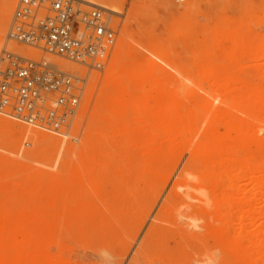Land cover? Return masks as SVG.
Returning a JSON list of instances; mask_svg holds the SVG:
<instances>
[{
    "label": "bare ground",
    "instance_id": "1",
    "mask_svg": "<svg viewBox=\"0 0 264 264\" xmlns=\"http://www.w3.org/2000/svg\"><path fill=\"white\" fill-rule=\"evenodd\" d=\"M16 2L0 0V30ZM82 2L122 14L125 0ZM156 6L171 8L169 33L163 36L158 25L135 32L139 17ZM171 6L168 0H143L131 7L103 76L93 74L91 88L82 92L72 133H66L68 128L47 136L26 128L36 141L23 157L52 166L55 155L47 151L48 143L59 144L67 135L76 141L89 116L80 145L70 146L58 178L22 163L0 164V264H76L65 255L67 237L104 232L78 223L107 216L99 210L77 211L85 205L84 192L93 190L95 178L101 187L109 175L118 181L123 172L137 175L143 158L149 163L143 178L147 201L157 200L170 186L165 205L184 207L180 216L192 221L185 222L187 227H217L212 233L220 254L217 264H264V34L231 80L225 78L227 70L212 67L179 99H174L177 80L154 61L142 63L137 54L138 48L149 51L181 75L182 57L171 46L173 38H180L207 46L211 52L198 66L204 61L214 66L225 51L233 55L244 44L242 51L264 32V0H184L180 8ZM49 58L69 74L85 70ZM7 132L0 148L17 154L24 128L0 116V134ZM132 246L125 243V252ZM141 252L139 246L136 256Z\"/></svg>",
    "mask_w": 264,
    "mask_h": 264
},
{
    "label": "rangeland",
    "instance_id": "2",
    "mask_svg": "<svg viewBox=\"0 0 264 264\" xmlns=\"http://www.w3.org/2000/svg\"><path fill=\"white\" fill-rule=\"evenodd\" d=\"M143 0H131L123 2V13L120 18L113 16L111 22L117 21L118 36H120L124 26L129 19V10L134 4ZM171 7H181V3L174 0H168ZM16 5V4H15ZM204 3L201 4V8ZM81 8L89 10L84 4ZM171 8H163L156 6L150 9L143 16L139 17L138 23L133 25L135 32L139 27L147 29L149 27L158 25V31L163 36L169 33V15ZM11 17L6 21L4 28L0 30V48L4 40L6 30L9 26ZM261 32L258 38L248 44L244 50L237 49L232 55L230 49L221 55V59L216 61L212 66L207 62H203L202 66H198L202 57H205L207 46L198 47L194 43H181L180 38H173L171 46L181 55V75L172 70L168 65L160 63L152 55L151 52L138 48V58L143 63L147 60L156 62L160 67L168 72L177 80V85L174 88V99L184 97L182 92L185 88H191L197 80V77L202 73H207L212 67L215 70L224 69L225 78L227 81L231 80L233 76L238 73L243 65L244 58L250 52L256 41L263 36ZM144 42L142 36L141 44ZM206 50V51H205ZM52 57V56H51ZM56 58V57H53ZM234 61L232 62V60ZM77 65V64H75ZM78 67H81L77 65ZM102 73H98L100 78ZM97 72L91 71L90 78ZM183 76H187L185 79ZM83 86V93L91 88V83ZM101 80L98 82L93 100L96 98ZM199 95L204 96L202 92ZM81 108V100L78 107ZM0 116L10 118L19 122L24 128V134L27 126L23 122L14 119L10 114L0 113ZM89 116L82 121L81 130L77 136L76 141L72 140L70 136H61L63 139L61 143L49 142L47 151L49 154L55 155L52 166L48 164H40L23 157L28 151H32L35 147L34 138H30L27 134L22 138L17 154H14L5 147L0 148V164L5 166L11 162L22 163L27 166L29 170L39 172L45 177L58 178L60 173V166L65 159L66 152L70 146L77 147L80 145L82 134L86 128ZM76 125V120L70 126L66 133H72V129ZM73 127V128H72ZM47 136L59 135L51 132H40ZM9 133L0 134V141L8 139ZM69 137V138H68ZM28 143L26 145L25 143ZM111 153V152H110ZM112 156V155H111ZM185 155L180 167L187 159ZM149 167L148 159L143 158L138 163L139 173L131 175L123 172L121 180L118 181L117 175H109L107 182L101 187L97 185L95 178V185L93 190L84 192L82 198L85 205L80 207L77 211H101L104 216L101 220H95L89 223H78L86 230L101 228L102 233H84L82 235H72L67 237L65 242V255L76 264H217L220 254L215 245L212 233L217 231V227L211 230H199L193 227H187L185 222H192L181 214L185 213V208L181 206L165 205V199L170 191L168 186L155 201H147V188L144 185L145 170ZM176 178V174L171 178V184ZM111 215H110V214ZM119 215V216H118ZM101 221V222H99ZM133 243L130 251L125 252L124 244ZM201 243H205L207 247L201 249ZM142 246V252L136 256V250ZM105 255H101V253ZM135 257V258H134Z\"/></svg>",
    "mask_w": 264,
    "mask_h": 264
},
{
    "label": "built area",
    "instance_id": "3",
    "mask_svg": "<svg viewBox=\"0 0 264 264\" xmlns=\"http://www.w3.org/2000/svg\"><path fill=\"white\" fill-rule=\"evenodd\" d=\"M82 4V0L16 2L0 48V113L10 114L31 131L61 135L70 128L91 71L102 73L115 51L118 24L111 18L122 14L99 7L83 10ZM21 49L30 50V55ZM51 56L85 70L64 72ZM27 135L34 138L29 131Z\"/></svg>",
    "mask_w": 264,
    "mask_h": 264
},
{
    "label": "clouds",
    "instance_id": "4",
    "mask_svg": "<svg viewBox=\"0 0 264 264\" xmlns=\"http://www.w3.org/2000/svg\"><path fill=\"white\" fill-rule=\"evenodd\" d=\"M101 255H105V253L102 252Z\"/></svg>",
    "mask_w": 264,
    "mask_h": 264
}]
</instances>
